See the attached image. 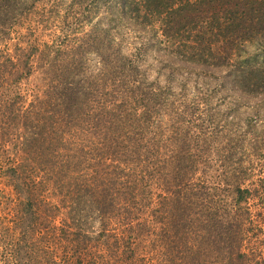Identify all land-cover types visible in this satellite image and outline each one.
Instances as JSON below:
<instances>
[{
    "label": "trees",
    "instance_id": "16d2710c",
    "mask_svg": "<svg viewBox=\"0 0 264 264\" xmlns=\"http://www.w3.org/2000/svg\"><path fill=\"white\" fill-rule=\"evenodd\" d=\"M84 1L90 9L71 29L63 20L69 10L59 20L54 0L46 20L56 38L39 53L30 46L23 60L0 61V103L23 77L44 74L29 106L6 116L25 149L8 170L17 176L54 166L21 186L31 262L264 264L248 235L249 203L264 202V179L255 176L252 154L238 148L258 117L243 129L230 112L264 105V0ZM24 2L0 0V33L15 24ZM100 10L102 37L98 22L73 42L72 31ZM110 34L130 38L135 51L123 55L121 44L105 42ZM150 51L167 77L175 75L168 65L185 71L191 95L183 84L145 82L140 66ZM223 88L231 94L219 102L227 111L220 121L210 100ZM199 101L206 115L196 114Z\"/></svg>",
    "mask_w": 264,
    "mask_h": 264
},
{
    "label": "rangeland",
    "instance_id": "374dc122",
    "mask_svg": "<svg viewBox=\"0 0 264 264\" xmlns=\"http://www.w3.org/2000/svg\"><path fill=\"white\" fill-rule=\"evenodd\" d=\"M56 1L58 3V5L56 4L57 6H55V11H58L56 16L62 17L59 18V20H62L63 15L66 14L65 12L69 10L68 14L66 15L68 18L63 20L70 24L71 29H74L77 26L75 22L79 16L85 18L84 15L88 13V11L83 12V10L90 9V4H87V2L84 0H80V7L75 5V8L71 7L72 9H69L68 7L71 0ZM24 4L25 9H23L22 12L16 14L15 24H13L11 27L12 29L10 28L9 30H6V33H0V61H2L3 58L8 57H13V59L19 57L21 60H23L25 59L26 55L25 57H22V55L28 53L30 46L36 45L34 46L37 48L36 53H39V50L43 49V44L46 42L50 43L51 39L56 38L54 34L56 33V30L51 28L50 24L46 20V18L50 17V8L52 9L55 5L54 0H25ZM100 11L102 12V10ZM101 12L91 14L89 15V18L84 19L82 23L83 25H81L79 28V32L74 33L75 31H72V35H70L73 42H77L78 37L83 36V33L91 31L92 27H94L96 23L103 21L105 13ZM104 26L105 24L101 22V26L99 27L101 37ZM36 39H38V41L36 44H34L33 42ZM109 39H112L114 44L115 42L121 44L123 55H129L135 51V45H133L134 43L130 38H127L124 35L110 34L105 42L109 41ZM263 42L259 43L261 44L259 45L260 48H264V44L262 46ZM255 45L256 43L249 45V51L252 52L256 50L258 46ZM87 58L90 59L89 63H91L94 59L93 55L91 54H89ZM163 65H165V63L161 62L159 59H156V57H154L152 54V51H150V53H148L145 57V62L142 66H140V71L143 72L145 82L151 85L154 84V87L163 86L162 88H166L164 86L167 83H171V85L177 87H181L183 84V86L187 87L191 95L194 91V82L190 80L185 82V77H188L185 76V71L183 69L180 71L178 70L177 65L171 64L170 66L168 65L167 71L170 68H173L175 70V75L171 74V77L170 75L167 77L168 72H162L159 69L163 67ZM190 72L195 75L199 74V71ZM200 74L205 75L201 72ZM43 77V73L39 74L37 72H34L31 76L23 77V79H20L17 84H14L9 89V94H11V96L5 97V100H2L0 103V106H4L2 108L0 107V264H33L28 256L31 247L27 244L26 240L27 230L29 229L27 226V209L25 206L23 193V191H25V187L24 190H22L21 186L25 184L24 180L29 177V174H31L33 177H39V170L44 171L45 167L46 171L49 169V171L53 173L54 166H52V163H50V165L48 164L42 168L34 167L36 173H32L28 170L29 174L26 172L20 173L17 176L13 175V173L8 170V167L12 164V158L23 154L25 149L22 146L20 138L17 137L19 134L18 130H16L12 124L8 123L6 116L9 115L11 109H21L24 111V109L29 106V103L34 99L35 94L37 93L38 86L44 81L42 80ZM198 86L200 88L201 86L204 89L206 88L205 86L200 85L199 81ZM225 94H231L228 91V88H223L216 93H213L214 98L210 100L213 105L218 106L216 107L215 112L220 116V121H225L224 115L225 112H227L223 110L222 103H219ZM6 102H12V104L7 105ZM250 104L257 106V108H252L251 106L242 107L240 110H236L235 112H233L234 110H231L230 112L231 114L238 116L239 124H242L243 129L245 128V122L248 123L252 116L258 117L257 119H253L251 122L249 121L250 126L246 129L248 134L244 136V142L239 144L240 146H238V148L241 149L242 147V156L252 154L253 162L256 165L255 169H257L255 176L257 178L264 179V158H260L259 160V156H257V154H264V119L261 118V116L264 115V105L258 108L259 104L253 102H250ZM197 106H199V108L196 111V114H199L200 116L206 115V105L199 101ZM254 137L255 139L257 138L259 140L257 144L252 142ZM13 143H15L16 147H14ZM67 149L68 150L65 152H69L71 147ZM74 149L75 146L72 148V153ZM240 152L241 150H239V153ZM221 153L223 154L225 151H221ZM220 155L221 154L218 153L217 157H220ZM7 158L11 159V161L7 162ZM51 160L54 162V158ZM243 160L246 161L245 159ZM33 164L36 166L40 165L36 162ZM257 164L262 165L257 167ZM23 165L24 162L21 163V166ZM221 170L222 168L215 164L211 173L218 175ZM261 203L263 204L261 205ZM249 204H251L250 207L253 212V223L248 235L251 237V242L254 243L253 247L259 248L264 254V202L256 199ZM258 227L260 229H258ZM33 235H40V232H33ZM156 236H158V232H156ZM39 260L42 261L41 259Z\"/></svg>",
    "mask_w": 264,
    "mask_h": 264
}]
</instances>
